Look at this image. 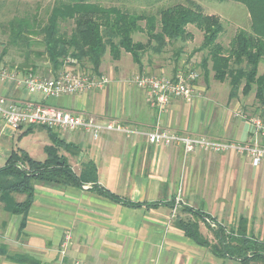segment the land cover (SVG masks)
<instances>
[{"label": "crops", "instance_id": "1", "mask_svg": "<svg viewBox=\"0 0 264 264\" xmlns=\"http://www.w3.org/2000/svg\"><path fill=\"white\" fill-rule=\"evenodd\" d=\"M129 60L134 74L136 64ZM106 75L109 82L102 89L47 98L28 93L15 81L0 79V96L19 106L45 103L99 120L115 119L140 130L158 123L181 134L238 142L250 138L247 123L235 115L238 104L225 105L211 81L206 83L200 76L192 102L172 98L159 110L146 102L142 88L126 80L127 72L110 70ZM260 115L264 118V113ZM25 127L13 128L0 120V166L16 147L34 159L45 158L43 147L50 144L47 133L36 149L26 140L37 128L19 137ZM56 132L75 147L74 153L64 149L60 153L76 174L92 161L99 185L139 205L122 204L92 189L91 184L35 182L22 232L18 233L21 215L10 213L0 201V264H29L7 258L16 254L33 257L35 264H57L66 232L71 234L68 264L76 259L84 264H239L234 258L214 256L176 226L168 202L179 184L183 205L202 210L227 230L244 217L247 234L264 241V162L255 166L232 151L184 153L181 145H152L140 134L105 131L93 139L83 131ZM11 195L14 201L24 198L23 194ZM201 223L200 232L215 242Z\"/></svg>", "mask_w": 264, "mask_h": 264}, {"label": "trees", "instance_id": "2", "mask_svg": "<svg viewBox=\"0 0 264 264\" xmlns=\"http://www.w3.org/2000/svg\"><path fill=\"white\" fill-rule=\"evenodd\" d=\"M54 1L45 24L26 16L14 17L7 24L14 41L23 39L27 43L26 38L32 34L42 37L44 50L35 54L45 55L54 73L61 70L64 59L68 57L81 64H88L89 71L100 75L102 58L107 51L113 60H118L122 52L128 53L141 71L143 53L147 50L159 53L169 42L191 38L192 34L186 27L193 25L203 36L199 50H206L199 74L202 72L206 79L212 71L215 80L228 81V99L236 98L239 93L246 95L253 89L255 99L259 104H264V70L258 73L259 64L264 62V0H233L246 7L250 29L237 30L227 48L217 40L223 31L220 19L214 14H205L193 2L161 8L157 18L88 0ZM68 20L73 23L69 34L62 32L59 27L61 22ZM140 21H144L143 27ZM137 32L146 35L145 42L133 40L132 35ZM27 67V63L21 66L23 70ZM30 67L33 71L34 66ZM194 68L187 65L178 69L197 72ZM34 127L26 125L19 137L33 132ZM40 127L46 131L50 140V144L43 147V160L34 159L22 148L16 147L0 166V201L10 213L21 215L18 233L25 228L27 212L33 202L35 182L77 187L91 184L92 189L122 204L139 205L99 185L96 166L92 161L85 163L81 172L76 174L67 158L60 153L61 149L74 153V145L62 139L56 130ZM11 194H23L24 198L14 201ZM174 198L168 202L171 208L175 207ZM180 213H186L189 217L181 216ZM200 222L206 224L215 242L203 236L199 230ZM175 224L186 236L208 248L216 257L234 258L239 264H264V241L247 234V220L244 217L239 219L235 229L227 230L202 210L182 205ZM7 258L29 264L36 262L27 254Z\"/></svg>", "mask_w": 264, "mask_h": 264}, {"label": "rangeland", "instance_id": "3", "mask_svg": "<svg viewBox=\"0 0 264 264\" xmlns=\"http://www.w3.org/2000/svg\"><path fill=\"white\" fill-rule=\"evenodd\" d=\"M89 2H98L105 6H118L121 9L130 13H143L147 15H154L158 18V11L161 8L170 6L176 3L187 4L193 2L198 4L205 14L216 15L223 26V31L218 37V42L224 48L229 46V43L234 36L235 32L239 29L249 31L250 29V17L246 7L240 3L233 0H88ZM54 0H0V73L4 74L15 73L14 77H6V80L15 81L17 84L22 85V77L27 72L35 73L43 77H52L57 75L62 69H78L89 71L88 64H81L76 62L75 59L66 57L64 59V64L59 72L54 73L51 69V65L45 55H37L36 52L41 53L44 50V43L40 35H30L28 36L27 43L25 40L20 39L14 41L10 35V29L7 24L8 21L14 17H29L35 18L37 23L45 24L48 14L54 4ZM142 27L144 26V21L139 23ZM60 30L65 33H70L73 28V23L71 20L61 22ZM186 29L192 34L191 38L187 40H176L169 42L161 52L155 53L153 51L147 50L142 54V70L140 71L136 65V71L131 74L132 64L129 60L131 57L128 53L122 52L120 56V61L115 62L111 59L108 51L104 54L102 58V69L100 70L105 76L107 71L115 70L116 74L128 73L126 80L130 82L131 78L136 74L147 73L154 75H168L172 76L176 73V69L180 67H185L190 65V67L197 70L198 75L203 78L201 71V60L206 57V50H199L202 42V32L198 30L193 25H188ZM135 41H146V35L142 32H137L132 35ZM23 63H27L29 67L21 68ZM34 66L32 71L30 66ZM114 66V69H113ZM184 70V69H183ZM264 70V62L259 64L258 73H262ZM175 71V72H174ZM213 72L208 74L206 79L203 80L207 83L211 81L213 91L219 99L225 101V105L230 104L239 106V109L252 114H263L264 104L261 105L254 97V90L252 89L246 95L241 93L234 99H228L229 84L228 81H217L213 77ZM198 77V78H200ZM198 80V79H197ZM239 109H236L239 110ZM235 111V113H236ZM36 134L26 140L28 144H31L33 148L37 149L38 142L41 140H46V131L41 129L40 126H36ZM46 138V139H45ZM175 207L172 208V216L179 214L180 206L184 202V195L182 187L179 184L175 193ZM181 216L189 217L186 213H180ZM239 221L237 222L238 225ZM211 226H214L210 224ZM236 225V227H237ZM203 224L200 222L199 227ZM207 227V226H206ZM205 227V228H206ZM236 227H233L235 229ZM208 228V227H207ZM206 228V229H207ZM210 232L209 229H207ZM207 239L208 236L204 235ZM211 242H214L213 240Z\"/></svg>", "mask_w": 264, "mask_h": 264}, {"label": "built area", "instance_id": "4", "mask_svg": "<svg viewBox=\"0 0 264 264\" xmlns=\"http://www.w3.org/2000/svg\"><path fill=\"white\" fill-rule=\"evenodd\" d=\"M15 73H0V79L14 77ZM198 73L190 69H178L172 76L141 73L131 78L130 82L144 91L145 100L157 109H163L170 99L177 98L192 102L197 97L195 82ZM22 86L28 93H38L44 98L64 94H77L94 89H102L109 79L104 74L78 69H62L52 77L39 76L27 72L22 77ZM236 116L244 120L249 127L250 138L244 142L227 141L207 135H188L172 132L158 123L148 130H140L115 119L99 120L94 116L81 112H73L45 103L27 102L22 106L0 96V120L16 128L21 125H36L56 131H83L91 138L98 139L102 132H118L126 136L144 135L152 145H181L184 153L195 150L223 153L235 152L246 158L253 165L264 162V118L260 114L237 110ZM71 242V234L66 232L59 244L57 264L66 263L67 250ZM69 264H84L81 260H73Z\"/></svg>", "mask_w": 264, "mask_h": 264}]
</instances>
